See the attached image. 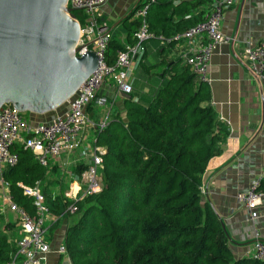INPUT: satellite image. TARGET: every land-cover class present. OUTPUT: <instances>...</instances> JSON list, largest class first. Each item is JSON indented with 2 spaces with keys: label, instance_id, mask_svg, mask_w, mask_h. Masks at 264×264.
I'll return each instance as SVG.
<instances>
[{
  "label": "trees",
  "instance_id": "1",
  "mask_svg": "<svg viewBox=\"0 0 264 264\" xmlns=\"http://www.w3.org/2000/svg\"><path fill=\"white\" fill-rule=\"evenodd\" d=\"M212 5L213 0H155L146 12L148 30L156 40L179 33L202 20ZM133 11L122 20L129 44L138 25ZM72 13L81 25L83 12ZM175 44L158 45L160 57ZM123 48L109 38L106 62L111 64ZM160 64L150 88L132 87L129 97H122L123 115L117 110L95 132L94 146L104 149L102 186L78 200L70 213L76 219L66 228L64 246L71 264H264L233 254L218 217L201 199V175L227 134L210 103L208 83L181 58ZM13 151L17 161L3 169L2 177L12 201L33 213L32 199L21 186L55 180L48 177L49 164L40 165L29 149L15 144ZM86 167L78 163L71 173L80 176ZM259 190L264 192V174ZM41 192L56 215L73 202L62 192H47V197ZM15 244L0 237V264Z\"/></svg>",
  "mask_w": 264,
  "mask_h": 264
},
{
  "label": "crops",
  "instance_id": "2",
  "mask_svg": "<svg viewBox=\"0 0 264 264\" xmlns=\"http://www.w3.org/2000/svg\"><path fill=\"white\" fill-rule=\"evenodd\" d=\"M140 1L104 0L98 13L101 26L109 38L116 39L124 46L129 44L126 43L127 25L122 20ZM220 29L232 41L220 44L213 50L207 67V83L211 92L210 103L217 120L227 129V134L221 142V152L208 161L201 175L200 194L202 202L209 204L218 217L233 254L250 256L253 226L259 230L260 237L264 240V196L258 206V217L250 223L246 221V211L236 200L235 194L247 189L254 176L264 174V92L259 79L249 71L247 61L242 56V48L247 41L256 43L264 40V0H234L231 6L222 11ZM158 45L160 43L156 39L146 40L142 44L143 51L130 64L128 79L133 88L139 69V73L147 75L146 84L142 88L146 91L154 83L155 73L162 68L159 62L162 59L180 58L185 47L184 43L175 44L161 58ZM116 96L120 100L115 104ZM105 100L110 102L109 108L114 104L113 109L102 117L101 113H95L94 108L104 104ZM115 109L123 115L122 97L109 80L98 89L95 99L86 106L85 111L92 123L97 124L109 120L117 111ZM66 110L67 102H64L52 111L30 114L29 120L48 121ZM95 132L94 127H88L82 132L80 144L87 145L85 152L76 150L50 160L48 177L55 175V179L63 180L67 185L65 187L62 182H58L59 189H52L51 195L62 192L64 196L73 183H78L80 176L72 174L71 167L90 162L91 152L95 147ZM83 156H88V160L82 161ZM63 212L56 215L49 211L46 215V237L50 249L40 256L41 264H71L66 249L59 251V247L64 246L66 228L75 221L76 215L69 213L67 216V212ZM16 226L17 241V222Z\"/></svg>",
  "mask_w": 264,
  "mask_h": 264
},
{
  "label": "built area",
  "instance_id": "3",
  "mask_svg": "<svg viewBox=\"0 0 264 264\" xmlns=\"http://www.w3.org/2000/svg\"><path fill=\"white\" fill-rule=\"evenodd\" d=\"M154 1L141 0L134 9L132 18L138 20L137 28L133 32L134 42L125 45L122 50H117L115 59L108 64L105 51L109 36L101 26L98 13L104 0H67V7L83 12L81 25L78 22L80 26L78 54L93 50L97 57L96 68L67 99V110L54 115L48 121L33 122L29 120L27 112L12 108L10 103L0 105V198L15 214L19 232L15 250L8 254L3 264H41L40 256L50 249L46 237L48 227L44 226L49 208L39 184L36 183L32 187L21 186L23 193L32 199L33 213H29L24 207L12 201L8 194V183L2 177L3 169L17 161V153L13 151L14 145L21 144L24 149H29L37 162L45 167L50 160L59 158L62 154L75 152L80 146L81 134L86 128L94 127L97 131L105 126V120L97 124L92 123L85 108L95 98L98 89L109 80L120 94H129L132 91L128 70L132 61L143 51L142 44L153 37L148 30L146 12L149 4ZM233 2L234 0H214L202 20L179 33L168 37L158 36L162 45L171 42L184 43L180 58L199 81H208L207 67L213 50L220 44L232 41L229 35L221 31L220 21L222 11ZM242 56L247 61L249 71L259 79L264 92V40L256 43L247 41L242 48ZM103 152V147L93 148L90 162L81 173L78 183H73L70 191L64 193L65 198L73 201L66 206L65 212L74 213L78 200L101 190ZM262 175L254 176L247 189L235 194L236 200L246 211V221L250 223L258 217V206L264 196V192L259 190ZM252 234L249 255L264 262V240L254 226ZM59 251H65V247L60 246Z\"/></svg>",
  "mask_w": 264,
  "mask_h": 264
},
{
  "label": "water",
  "instance_id": "4",
  "mask_svg": "<svg viewBox=\"0 0 264 264\" xmlns=\"http://www.w3.org/2000/svg\"><path fill=\"white\" fill-rule=\"evenodd\" d=\"M66 1L0 0V105L52 111L96 68L93 50L78 54L80 26Z\"/></svg>",
  "mask_w": 264,
  "mask_h": 264
},
{
  "label": "rangeland",
  "instance_id": "5",
  "mask_svg": "<svg viewBox=\"0 0 264 264\" xmlns=\"http://www.w3.org/2000/svg\"><path fill=\"white\" fill-rule=\"evenodd\" d=\"M140 72V69L138 70V74H136L135 76V79H134V86L136 88H142L143 85L146 84V78H147V75L144 74V73H139ZM144 81V83L142 82ZM120 98L119 96H116L115 97V104L116 102H119ZM109 101L108 100H105V103L104 104H100V105H96L94 110H95V113L98 114V113H101V116L104 117L107 113H108V110H112L113 109V104H111V107L109 108L110 106V102L108 103ZM109 105V106H108ZM117 110V109H115ZM29 115L30 114H27L28 118H29ZM87 145L85 143H82L80 144L79 148L77 149L78 151L77 152H85L87 150ZM88 160V156H83V160L82 161H87ZM68 170V169H67ZM67 170H63V172H66ZM57 174H59L60 176V172H58ZM64 174V173H63ZM101 175V174H100ZM49 178H52V180H55L51 183H48L47 180L44 182L43 186L42 184H39V188L40 190H42L44 192V194L46 195L47 197V192H51L52 189H59L58 188V185L57 183L58 182H62L63 180H60V179H55V175H51ZM76 178V177H75ZM68 181V179H66V182ZM53 183L55 184V186L53 185ZM102 183V181H101ZM52 185V186H51ZM62 185L67 187V185L62 182ZM45 186V189L43 190V187ZM12 222L13 224L15 223V226H12L10 229H5V222ZM16 216L15 214L10 211L6 205H4V201L2 198H0V237H3L6 239L7 242L11 243V244H15V241H16V238H17V229H16ZM8 224V223H6ZM45 227L47 226V224L45 223L44 225ZM48 235V229H47V232H46V236Z\"/></svg>",
  "mask_w": 264,
  "mask_h": 264
}]
</instances>
